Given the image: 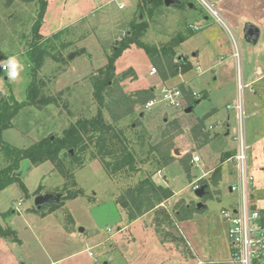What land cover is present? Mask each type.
<instances>
[{
    "label": "rangeland",
    "instance_id": "1",
    "mask_svg": "<svg viewBox=\"0 0 264 264\" xmlns=\"http://www.w3.org/2000/svg\"><path fill=\"white\" fill-rule=\"evenodd\" d=\"M65 1L66 7L71 11L73 5L78 4L80 0ZM85 1L83 3H85ZM122 1H124L123 3L125 4L124 9H120L118 4L113 2L110 6L101 7L96 13L84 19L78 25L70 27L73 28V31H71L70 35L65 37V41L72 43L74 46L65 50V54L70 49L76 48L77 45H83L84 42L82 40L90 35L93 36V39H95V37L100 38L101 41H91L90 45L87 44L88 42H85V44L89 46L91 56L88 57V55L86 56L83 54L78 55L74 60L72 70L63 74L61 79L57 81L56 86L67 85L71 80H75L76 76L82 74L86 68H99V66H103L106 63L107 54H110L113 45L117 44L119 40L125 36L126 31L130 28V21L137 13L139 0ZM180 1L181 7L165 5V7L161 8L160 14H155L153 18L148 17L150 28L148 34L144 38V42L149 45H157L160 49L165 47L167 51H170L169 48L174 44L175 53L178 56L184 55L187 57L191 64L190 70L184 72L182 68H180V74L164 78L160 69L155 67L156 73L150 74V71L154 67L153 61L144 49L136 47L123 53L117 61V68L120 72L129 68L134 69L136 72L135 77L132 78L130 74L128 78L123 79L121 81L122 85L128 93L133 92L134 90H130L131 86L129 85H133L138 76L139 82L145 78V81L152 86L157 82L156 84L158 87L154 86L156 94L159 93V87L162 86V83H160L161 81L168 86H176L180 88L184 94V105L186 108L189 107L192 99L206 98L207 89L201 90L202 88H214V102L220 104V106L222 105L224 114H226V111L229 113L231 110L228 108V105L234 104L239 96V91H236L235 97L234 92H232L235 84H237L238 78L242 76L244 81L247 82L248 68L245 64L246 54L253 56V53L256 55L259 53V59L264 63V30L262 31L263 33L260 40L255 44H250L244 33L248 23L255 21L264 23V0H224L220 3L209 0L214 3L220 16L231 27L232 31L230 30V32L227 29L221 28L219 24H215L216 21L198 0ZM188 3H193L197 9L198 15L202 17L207 16L208 21L203 20L201 22H196L193 18V14L187 10ZM37 9L38 5L35 0H0V60L7 61L12 55L19 53L16 58L23 65V69L19 70V76L15 81L9 78L7 69L3 70L8 79H5L4 76L0 77V89H3L6 94H14L18 102L26 99V87L29 82L28 74L30 68L26 56L24 53L20 52L25 49L23 41H28L30 37L31 25L36 16ZM228 15H230V19ZM207 22L210 26H214L213 30L216 31L218 36V41H216V43L219 45L221 52L225 54L222 55L224 58L221 57L219 61L218 59H216V61L213 60L217 70L222 72V70L225 69L224 74H221L222 76L219 77L216 83H214L211 70L205 71L204 73V70L208 69L209 66L206 60L200 61L199 70V66L197 65L198 62L195 60V58L199 57L200 50L203 49L206 41H200L201 38L199 39L198 36L195 37L193 41L183 40L179 43L176 41L181 35L186 38L190 36L191 38L194 35L200 34V32L209 27H206ZM262 26L264 27V25ZM244 43H249L252 48H245ZM94 47L97 49H94ZM236 49L239 52V58L234 55ZM102 50L104 53L101 52ZM75 51L76 50L68 54V56L76 53ZM47 60L48 62L46 64H49V66H46L43 75L48 78V75L51 77L52 74H54L57 66L55 67L56 64L51 61L52 59L50 57L47 58ZM193 70L199 72V76L195 78L194 81V88L201 91L193 90L189 84L191 80L189 73ZM192 73H194V71ZM53 87V83H49L46 90L49 91L51 89L54 91ZM92 93L93 88L90 82L86 81L80 85L72 86L70 91H64L61 101L62 105L59 107L50 104L44 109H39L34 106L21 108L12 120L13 127L9 128L10 130L5 133L3 139L13 146L28 147L36 140L40 139L41 136H44V134L46 136L49 133H60L70 120L95 115L97 112V104L94 101ZM243 93L247 113L246 131L247 137L249 138L248 142L251 147L249 152V171L254 176V185L256 189H264V77L251 83L250 87L245 88ZM204 99H202V102L199 104H196L193 111L190 113L185 112L186 108L171 107L165 102L157 103L151 108L137 105L136 115L127 117L119 122L120 127L124 128L125 134L132 141L131 145H134L139 157H145L151 145H156L160 142L162 132L167 129L169 123L174 119H177L183 128V132L175 138L176 146L174 149H178L183 154L189 153L191 156L193 152L199 154L201 161L198 164L193 163L191 160V164L193 165L191 172L192 175H195L192 179H190L179 159L167 170L166 175H168L172 188L181 190L177 197H171L169 203H164L167 209L172 210L177 201L184 199L186 202L195 203L196 209H198L199 212L201 208L197 207L196 201H203L209 197L214 198L213 196L217 193V191L209 185L207 190H210V192L200 199L196 196L195 189L193 188L194 182L199 183L200 187L206 183L211 184V176L204 178L197 177H200L203 171L210 170L220 163L219 142L215 141L214 143L198 148L191 134L193 124L197 119L202 117L198 115L210 107L211 103ZM138 113H140L139 116ZM141 113H144L143 116H141ZM105 115L106 118L110 120V116L107 112H105ZM138 118L141 119V124L139 126L135 125L134 127L136 128L134 130L131 129L130 125H134L133 121ZM66 120L69 121L67 122ZM220 123L222 125L223 121L218 119H213L210 123L205 121L206 128L211 125H220ZM232 127L228 141L231 147H237V141L233 138L238 131L234 114ZM210 132L214 133L216 130ZM174 149L172 150V154L175 157H179L181 154H175ZM4 163L5 158L0 154V166ZM50 165V162H45L40 166H32L29 161H23L19 173L22 175L21 178L29 191V196L25 194L20 184L15 182L1 190L0 210H6L4 212L6 214L0 213V218L5 219L12 216L17 219L19 215L13 212V203L15 200H20V198L23 202L24 215H26L27 218L34 215L36 216V213L42 214V212L35 209L34 192L36 189L42 185L43 192H47L48 189L56 190L59 187L62 188L64 182V177L60 173L55 170L53 172L49 170ZM70 166L75 168V178L78 185L84 189L86 197L85 199L83 198L84 196H80V198L70 202L69 208L74 212L75 219L81 223V227L87 229V233L92 232L96 224L110 223V219H113L112 215L114 216V213H109L108 211L110 210H106V208L103 212L93 211L92 205L90 204L94 202L89 203L88 200L91 201L95 199L96 203L101 205L103 201L107 202L113 200L115 202V198H117L127 186L135 184L138 177L126 178L123 174H119L115 178L109 177L98 160L87 159L81 167H77L78 165L76 163ZM225 167V169H227V166ZM161 175L163 176V172H158L156 174L157 179L156 176L155 179L157 182L163 183V177ZM229 178L232 179L228 180ZM229 178L227 179L225 177L223 179L222 189L224 191L226 186L230 183H238V179H233L232 175ZM190 180L193 181L192 184H190ZM227 190L228 189H226V191ZM261 195L262 191L255 190V198ZM234 197L238 205V200L240 199L239 191H234ZM214 200L217 202V198ZM216 202L215 205L213 203L210 204V210L213 214H219V210L222 206L221 203ZM258 203L260 206H264V200H260ZM106 206L107 208L109 207V205ZM47 207L49 206L47 205L46 208ZM46 208L44 209L46 210ZM66 211L70 213L68 205L59 207L54 211L64 227L71 225ZM172 213L173 216L171 217L173 223L177 227L174 232L176 234L174 235L182 236L181 238H183V233L179 227L180 222L175 216L174 211H172ZM18 220L20 221V219ZM114 226L116 225L114 224ZM3 228L6 229L7 227ZM201 228L205 229L204 226L201 227V223L183 225V231L186 235L190 232L194 235V233L198 232ZM158 230L161 231L162 236H165L164 238L172 237V235L168 233L169 228H167L166 225ZM105 232H107V227ZM222 239L225 248L229 249L231 242L227 235L225 234ZM34 244L36 249H41L36 242H34ZM213 244L215 245V242H213ZM179 245L185 249L184 253L188 254L186 248L189 246V243L185 241V243H179ZM16 246L20 250L21 246L19 242H16ZM225 257L226 254H220L218 256L219 259H224ZM231 261L232 264H236L233 262V258ZM177 264L192 263H185L182 260H177Z\"/></svg>",
    "mask_w": 264,
    "mask_h": 264
},
{
    "label": "trees",
    "instance_id": "2",
    "mask_svg": "<svg viewBox=\"0 0 264 264\" xmlns=\"http://www.w3.org/2000/svg\"><path fill=\"white\" fill-rule=\"evenodd\" d=\"M35 1L38 9L31 25L30 37L28 41H23L24 55L30 66L26 99L18 102L12 93L0 94V154L5 158V163L0 166V191L15 182L20 184L25 194L29 196L26 185L17 174L23 161L27 160L33 166L50 162L54 170L64 177L63 187L60 189L62 193L60 201L52 204L48 209V212H53L65 206L68 200L85 196L84 189L78 185L75 178V168L70 165L76 163L77 167H81L87 159L98 160L109 177L115 178L119 174L125 175L126 178L138 177L135 184L127 186L115 198L117 206L127 215V219L133 221L149 212H154L156 228L159 229L166 225L169 228L168 233L173 236L174 229L177 227L171 217L173 216L172 211L179 221H183L192 218L198 209L195 203L186 202L184 199L177 201L172 210L167 209L163 204L174 195V192L169 186L157 182L155 176L176 160L172 150L176 146L175 138L183 132V128L179 121L174 119L162 132L160 142L151 145L145 157H139L136 148L131 145L132 141L125 134L124 128L119 125L121 120L136 115L137 105L144 106L156 95L152 86L130 93L125 90L121 81L128 78L130 74L132 78L135 77L136 72L132 68L123 72L117 71V61L123 53L136 47L144 49L153 61L154 67L160 69L164 78L180 74V68L184 72L191 68L189 61L177 60L178 55L174 51V44L169 48L170 51H167L165 47L160 49L157 45L144 42L150 28L148 17L153 18L155 14L161 13V8L165 7L164 0H139L137 13L130 21V28L125 36L113 45L111 53L107 54L106 63L88 75L86 81L90 82L93 88L92 95L97 104L96 114L76 120H66L69 122L60 133H49L28 147H17L3 139V132L13 126L14 116L26 106L39 109H44L50 104L61 106L64 91L56 92L46 89L49 83H53L57 75L68 67V54L74 50L80 54L86 52L85 48L74 47L66 54L64 53L65 50L74 46L65 41V37L70 35L73 28L61 29L50 37L42 35L40 28L48 2L47 0ZM185 39L186 37L181 35L176 41L179 43ZM49 57L52 62H55L57 68L54 74L51 77L48 75L47 78L43 73H45L46 66H49L46 64ZM3 76L7 77L0 67V77ZM71 88L67 90L70 91ZM202 99L204 98L192 99L189 107L194 109ZM105 112L109 114L110 120L106 118ZM211 114L212 112L207 113L197 119L191 128L193 140L198 147L208 144L216 135L215 132L211 133L205 124ZM133 123L134 125L131 124L130 128L134 130L135 125L141 124V119H135ZM191 158L189 153L179 158L190 179L193 178ZM219 176L220 169L216 167L211 176V183L217 184ZM40 193H44L42 185L34 192L35 195ZM46 206L43 205L40 208L35 206V209L44 214ZM66 212L69 221L73 222L69 211ZM0 235L20 241L17 232L10 227L4 229L0 225Z\"/></svg>",
    "mask_w": 264,
    "mask_h": 264
},
{
    "label": "crops",
    "instance_id": "3",
    "mask_svg": "<svg viewBox=\"0 0 264 264\" xmlns=\"http://www.w3.org/2000/svg\"><path fill=\"white\" fill-rule=\"evenodd\" d=\"M84 1L85 0H80L78 4L73 5L70 11L66 7L65 0H48L47 11L44 16L43 24L40 28L41 34L45 37H50L61 29L76 26L84 19L96 13L101 7L110 6L113 2H116L119 8L120 5H124V7L120 9L125 8V4L123 3L124 1L122 0H86L85 3H83ZM214 1L216 3H220L224 0ZM178 5L180 6L181 3H178ZM178 5L174 4V6ZM187 10L193 14V18L196 22H201L203 20L208 21L207 16L202 17L201 15H198L197 9L195 5H193V3H188ZM228 17L230 19V15H228ZM259 22H251L260 29V36L258 41L260 40V37L263 33L262 31L264 30V27L262 26L264 25V23H262L261 21ZM206 27L208 28L200 32V34L191 37L192 40L189 36L190 39L186 38L185 41H193L197 36L199 39L201 38L200 41H206L204 43L203 49L200 50L199 57L195 58V60H197L196 62H198V70L200 69V61L206 60L209 66L208 69L204 70V73L205 71L211 70L214 83H216L219 80V77L224 74L225 69H223L222 72L220 70H217L215 62H213V60L216 61V59H218L219 61L222 55L225 54L221 52V49H219V45L216 43V41H218V36L216 31L213 30L214 26H210L207 22ZM82 41L84 42L83 45H77V47L85 48L86 52L83 53V55H88L89 57L91 56V51L89 50L88 45L91 44V41H101V39L96 37L95 39H93V36L90 35ZM85 42H88V45H86ZM249 42L250 44H255L251 41ZM244 44L245 48H252L249 43ZM94 49L97 48L94 47ZM101 52H103V50ZM20 53H25V50L21 51ZM253 54V56H251L250 54H246L245 56V64L248 68V78L246 81L249 84L264 77V63L261 59H259V53L257 55L255 53ZM17 55H19V53H16L12 56L16 57ZM78 55L81 54L79 52L74 53V57L72 59L69 58L68 67L57 75L53 82L54 91H66L72 86L84 83L88 75H90L94 70L97 69L94 67L86 68V70L83 71L82 74L76 76V79L71 80L67 85L56 86L57 81L61 79V76H63V74H65L69 70H72L74 60L78 57ZM5 61L6 60H1V62ZM117 71L120 72L118 68ZM193 71L194 73H192ZM193 71L189 73L191 79L189 84L191 88L195 91L207 89V96L204 100H207L211 103L210 107H208L204 112H201L198 116H204L205 114L212 112L211 116L206 121L210 123L211 120L213 121V119H218L222 120L223 124H217L218 128L215 132V138L208 143L211 144L215 141L219 142L220 163L210 170L203 171V174L209 172V175L206 177H210L212 176L211 174H213L212 172H214L216 167H219L220 176L218 183L209 184L210 187L217 191V193L213 196L214 198L209 197L208 199H204L203 201L199 200L200 202H203L202 207H198L199 201L197 200V207L201 208L200 211L198 212L197 210L198 213L195 212L190 219L179 221V227L181 232L183 233L184 239L181 238L182 236L180 237L174 235L176 233L173 234V238H164L165 236H162L161 231L158 230L155 226L154 212H149L137 218L136 220L129 221L127 219V215L119 209L116 202H114L113 200L107 202L103 201L102 205L97 204L95 199L91 201L88 200L89 203L94 202L93 204H90L92 205L93 211L103 212L106 208V210H110L108 211L109 213L113 212L114 216L112 215L113 219H110V223H114L116 226L110 223L96 224L93 231L87 233V229L81 227V223L75 219L74 212L69 208L70 202L80 197L71 199L65 204L68 205V209L70 210L71 216L73 218V222H71V225H67L66 227L62 225L59 218L55 215L54 211L48 212L49 207L44 210V214L36 213V216L34 215L30 218H27V216L24 215L23 212L22 202V211L20 213L16 212L14 206L17 202L22 201V199L20 198V200H15L13 203V212L18 214L19 217H17V219L16 217L12 216L5 219L0 218L2 222H0L1 226L5 228L10 227L11 229L15 230L20 239V241H14L11 238L3 237L0 235V264H177V260H182L185 263L192 264H232L231 260L233 258V247L232 245H230L229 249H226L224 241L222 239L225 234L227 235L228 229V223L222 216V210L229 208L235 209L238 205L237 200L234 197V191L231 190V186L234 184L230 183L228 186H226V189L228 190L226 191L225 189L224 191L222 189V183L225 177L228 179L229 177H231V175L233 176V179H238L237 168L233 163V160L231 159V157L236 153L237 147H231L230 142L228 141V138H230L231 135V130L233 128V114L231 112L228 113L227 111L226 114H224L222 111V105L220 106V104H216L214 102V88H202L201 90H196L194 88V81L195 78L199 76V72H197L196 70ZM5 79H8V77H6ZM145 80L146 78L139 82V78L137 76V79L133 83V85H129L131 86L130 90H137L140 88L152 86ZM156 83L153 84L155 87L157 86ZM160 83L164 84L162 81ZM236 91H238L237 84H235L234 89H232V92H234V97ZM200 102H202V100ZM8 130L10 129L8 128L3 132V136H5V133L8 132ZM44 136H41V138ZM180 154L181 155L179 157H176V160L174 162H172L169 166L165 167L161 171L163 172V176L161 175L163 177V184L169 186L170 188H172V186L168 175H166V172L172 166V164L177 161V159L184 155L182 152H180ZM225 166H227V169H225ZM49 170L52 172L54 171V167L52 164L50 165ZM19 176L22 177L21 174H19ZM231 179L229 178L228 180ZM192 183L193 181L190 180V184ZM60 189L61 187L57 188L56 190L48 189L47 192L44 193L49 192L58 194L61 193ZM172 190L174 192V195L172 197H177V195L181 191L173 188ZM255 190L262 191V195L258 198H255ZM209 192L210 190H208L206 195H208ZM252 192L254 204L261 210L262 220L264 222V206H260L258 203L260 200H264V189H256L254 185ZM83 198L86 199L85 196ZM215 198H217V202L214 200ZM170 199L171 198H169L165 203H169ZM224 200L227 202H225ZM59 201H56L54 203H58ZM215 202L222 204L219 210V214H213L210 210V204L213 203L215 205ZM52 204L47 205L51 206ZM106 205H109V207L107 208ZM5 211L6 210H0V213H4ZM18 219H20V221ZM196 223H201V227L204 226L205 229L201 228L198 232L194 233V235L191 234V232L188 235H186V233L184 234L183 225H193ZM106 227L107 232H105ZM184 240L186 241V243H189V246L186 248L188 254L184 253L185 249L181 245H179V243H185ZM16 242H19L21 246L20 250L16 246ZM34 242H36L41 249H36L34 247ZM213 242H215V245L213 244ZM90 252L92 253V255L90 254ZM220 254H226V257L224 259H219L218 256Z\"/></svg>",
    "mask_w": 264,
    "mask_h": 264
},
{
    "label": "built area",
    "instance_id": "4",
    "mask_svg": "<svg viewBox=\"0 0 264 264\" xmlns=\"http://www.w3.org/2000/svg\"><path fill=\"white\" fill-rule=\"evenodd\" d=\"M211 17L222 28L232 31L229 24L220 16L214 3L209 0H198ZM124 5H120L123 8ZM197 28V27H196ZM237 48V47H236ZM235 57L239 58V52L236 49ZM3 70L6 68L2 67ZM156 73L153 67L151 74ZM239 96L234 104H229L231 112L234 114L237 133L233 136L237 141L236 153L231 157L238 172V183L231 186L232 191H239L240 199L235 209L229 208L222 210V216L228 223L227 236L233 247V262L236 264H264V222L262 220L261 210L255 206L253 200L254 176L249 171V152L250 144L248 142L246 131V105L243 91L249 88L250 84L245 82L243 77L237 80ZM165 102L167 105L175 108H186L184 105V94L176 86L162 84L159 87V93L149 100L144 107L151 108L157 103ZM218 125L207 127L208 130H216ZM201 161L197 152L192 154V162L198 164ZM209 172L204 173L199 178H204ZM199 183L194 182L193 188L197 190ZM22 201L15 204L14 209L20 213L22 211ZM92 255V253L90 252Z\"/></svg>",
    "mask_w": 264,
    "mask_h": 264
},
{
    "label": "water",
    "instance_id": "5",
    "mask_svg": "<svg viewBox=\"0 0 264 264\" xmlns=\"http://www.w3.org/2000/svg\"><path fill=\"white\" fill-rule=\"evenodd\" d=\"M180 2H181L180 0H164V3L166 6H171L174 4H178ZM245 36L249 41L256 43L259 39V36H260V29L256 25H254L252 23H248L246 25V28H245ZM73 57H74V54L69 56L70 59H72ZM177 60L181 61V62L188 61L187 57L184 55H179L177 57ZM153 89H154V87H153ZM192 111H193V107H191V106L187 107L185 109L186 113H190ZM143 114L144 113H141V116H143ZM174 153L180 154V151L178 149H175ZM17 174L18 175L20 174L19 171L17 172ZM208 187H209L208 183L199 187L197 190H195L196 196L198 198L202 199L207 194V192H208L207 188ZM61 196H62V193H58V194L49 193V192L48 193H40V194L35 196L34 204L36 207L40 208L42 205L52 204L56 201H59ZM202 206H203V202H199L198 207H202ZM174 230L176 231V228Z\"/></svg>",
    "mask_w": 264,
    "mask_h": 264
},
{
    "label": "clouds",
    "instance_id": "6",
    "mask_svg": "<svg viewBox=\"0 0 264 264\" xmlns=\"http://www.w3.org/2000/svg\"><path fill=\"white\" fill-rule=\"evenodd\" d=\"M0 67L6 68L9 78L15 81L19 76V70L23 69V65L17 60L15 56H11L6 62H0ZM4 90L0 89V94H3Z\"/></svg>",
    "mask_w": 264,
    "mask_h": 264
}]
</instances>
